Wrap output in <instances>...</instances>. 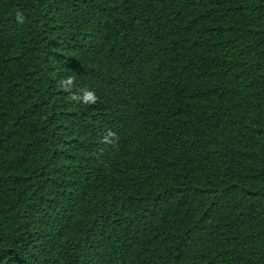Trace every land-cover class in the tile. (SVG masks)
I'll use <instances>...</instances> for the list:
<instances>
[{"label":"trees","instance_id":"16d2710c","mask_svg":"<svg viewBox=\"0 0 264 264\" xmlns=\"http://www.w3.org/2000/svg\"><path fill=\"white\" fill-rule=\"evenodd\" d=\"M0 264H264V0H0Z\"/></svg>","mask_w":264,"mask_h":264},{"label":"clouds","instance_id":"9594fccd","mask_svg":"<svg viewBox=\"0 0 264 264\" xmlns=\"http://www.w3.org/2000/svg\"><path fill=\"white\" fill-rule=\"evenodd\" d=\"M18 20H21L22 17L18 15ZM74 81V78L68 77L65 81L62 83L67 85H72ZM82 96L73 95L71 99L76 102H82L83 104H95L97 101V97L95 93L91 90L84 89L82 90Z\"/></svg>","mask_w":264,"mask_h":264}]
</instances>
